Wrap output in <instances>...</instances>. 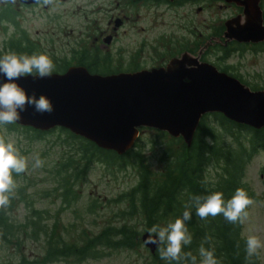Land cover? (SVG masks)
<instances>
[{"label":"rangeland","instance_id":"374dc122","mask_svg":"<svg viewBox=\"0 0 264 264\" xmlns=\"http://www.w3.org/2000/svg\"><path fill=\"white\" fill-rule=\"evenodd\" d=\"M26 19L27 23L22 21V24L28 27L32 35L58 32L54 22L48 18L35 17L27 12ZM68 19L70 22L78 21L74 14ZM166 22L168 19L165 20L164 27L168 26ZM79 25L68 24L65 36H76ZM71 26L74 27L71 29ZM163 26L159 25L157 30ZM124 30L119 34L122 41L132 40L136 35L140 37L143 32L134 28ZM149 36L152 37L153 34ZM1 38L0 32V44ZM231 59L238 63L235 70L242 74L248 86L264 89V50L258 53L244 52L243 55ZM152 63L154 62L151 56L147 58L146 65ZM212 118V115L208 114L206 119L212 121ZM1 131L2 137L13 142L26 158L28 166L24 173L14 178L16 187L10 195V204L0 209L10 220L17 223L10 241L4 242L5 239L0 237V261L10 264H21L20 261L22 264H148L152 260L145 248L146 244L141 239L144 231H150L147 229V220L142 213L133 210L132 201L123 193L137 182L141 162L152 172H159L168 165H173L176 154L184 152V147L173 139L174 136L147 126L140 132L134 147L143 153L141 162L130 157L125 165L119 167L114 162L107 164L105 161L94 160L79 178L71 179L70 174H66L69 170L63 168L60 173L59 168L71 153L77 152L78 147L76 141L67 137L64 131L55 128L42 137L35 138L31 137L32 131L22 127L7 129L5 125H1ZM224 135L225 142L232 141ZM37 155L43 161L41 167L34 166V158ZM243 179L253 190L254 197H250L253 203L248 206L247 216L241 222V234L246 237L255 235L264 245V151L256 152L248 161ZM69 182L71 184H68ZM67 185L72 187L70 191L75 194L74 198L66 197L68 201L63 200ZM31 219H34L35 223ZM170 222H174L173 219L166 218L152 226L164 227ZM123 225L128 226L129 234L133 237L131 245L109 247L107 239H104L100 242L103 248L100 246L101 252L95 257L88 256L75 262L76 257L69 256L68 260H46L43 263L46 250L51 245L82 244L86 241L85 238H93L98 235L99 230H107L108 227L111 229L106 234L113 241L122 235V230L117 228ZM85 230L90 233H85ZM257 252L260 264H264V247ZM157 260L161 263L156 261L154 264H164L165 260L160 256Z\"/></svg>","mask_w":264,"mask_h":264},{"label":"flooded vegetation","instance_id":"af4514ba","mask_svg":"<svg viewBox=\"0 0 264 264\" xmlns=\"http://www.w3.org/2000/svg\"><path fill=\"white\" fill-rule=\"evenodd\" d=\"M256 2L261 16L259 22L257 10L255 17L264 26V0H252L254 7ZM245 7L244 0H54L46 6L38 5L35 0H0V55L10 50L28 55L45 53L55 64L54 72L61 73L71 65H79L91 73L110 75L166 67L172 58L188 53L247 84L235 70L238 63L231 58L244 52L263 51L264 39L238 40L227 28L228 24L239 26L247 21ZM27 12L48 18L58 32L32 35L22 24L28 21ZM71 14L76 15L77 22L69 21ZM166 19L168 26L164 27ZM75 23L80 24L78 34L73 38L65 36L66 26ZM159 25L163 28L158 31ZM127 28L143 32L140 37L122 41L119 34ZM151 56L154 63L147 66V58ZM100 246L97 241L88 249L100 253ZM145 248L152 259L157 249L151 251L146 245ZM88 256L96 255L88 253L75 262ZM68 257L60 255L47 262L68 260ZM148 264H153L152 260Z\"/></svg>","mask_w":264,"mask_h":264},{"label":"water","instance_id":"95a60500","mask_svg":"<svg viewBox=\"0 0 264 264\" xmlns=\"http://www.w3.org/2000/svg\"><path fill=\"white\" fill-rule=\"evenodd\" d=\"M244 1L247 21L227 28L238 40H262L264 26L258 23L257 2L254 7L252 0ZM4 81L0 74V83ZM16 83L29 95L44 94L54 108L51 114L41 115L28 107L16 123L40 130L62 126L118 154L134 145L141 126L182 137L189 146L202 115L208 112H221L254 128L264 125V89H252L188 53L172 58L166 67L100 75L71 65L45 79L27 76ZM149 236L155 238L156 233L141 234L144 243ZM146 246L155 251L159 245Z\"/></svg>","mask_w":264,"mask_h":264},{"label":"trees","instance_id":"16d2710c","mask_svg":"<svg viewBox=\"0 0 264 264\" xmlns=\"http://www.w3.org/2000/svg\"><path fill=\"white\" fill-rule=\"evenodd\" d=\"M253 89L254 87L251 86ZM212 115V121L207 115ZM7 129H16L22 127L25 130L32 131L31 137H42L46 132L59 128L64 131L67 137L73 138L77 143V152L69 155L66 162H63L59 168L61 173L64 168L69 170L71 179L79 178L81 173L86 172L90 162L94 160L117 163L119 167L125 165L129 158L141 162L143 153L137 148V141L134 146L124 153L118 154L112 149L99 147L93 141L71 132L68 128L56 126L49 130H40L31 126H24L18 123L5 125ZM157 131L164 132L155 128ZM232 141L225 142V135ZM0 136H2L0 125ZM184 147V152H178L173 160V165H168L159 172H152L146 164L141 162L139 166V178L132 185L130 190L125 191L123 195L128 196L134 206L133 210L142 213L147 220V229L150 230L156 222L177 217H182L185 211V205L192 203L193 196H206L212 192L219 191L224 195L225 201L230 199L237 188L244 189L249 197H254V192L244 181V168L252 156L262 150L264 151V125L260 128H254L250 125L238 123L227 118L221 112L205 113L196 129L191 145H186L181 137H173ZM74 154V155H73ZM17 174L13 173V179ZM65 182V181H64ZM68 184H71L69 182ZM67 192L63 194V200L71 196L72 187L65 186ZM68 197V198H66ZM248 207L246 208V212ZM192 219L186 222L188 232L192 236L190 245L183 246L182 254H191L200 257L198 250L203 244L206 248L214 249L219 264H260V256L248 257L246 254L247 237L241 234V222L229 223L222 215L216 217L209 216L201 220L195 214V208H191ZM39 216V213H38ZM39 218H37L38 222ZM35 223V220L31 219ZM17 223L13 222L0 210V237L8 242L14 235ZM23 224L26 226L27 223ZM98 233L93 238H85L82 244L69 243L64 246L63 243H57L58 246H49L44 255V261L55 259L60 255L75 256L76 260L81 259L85 254L97 252L90 251L92 243L101 242L107 239L108 246H128L131 245L133 237L129 234L128 226L123 225L117 230H122L116 240H110L106 232ZM116 232V230H115ZM107 236V237H104ZM205 237L210 239L205 242ZM84 239V240H85ZM93 240V241H92ZM1 241V238H0ZM57 242V241H56ZM56 244V243H55ZM54 244V245H55ZM2 245V242H0ZM63 245V246H61ZM165 245H159L164 247ZM160 253L158 248L152 258V263H156ZM0 264H9L7 261H0ZM164 264H169L164 261ZM171 264H177L173 261ZM183 264V261L180 262Z\"/></svg>","mask_w":264,"mask_h":264},{"label":"clouds","instance_id":"9594fccd","mask_svg":"<svg viewBox=\"0 0 264 264\" xmlns=\"http://www.w3.org/2000/svg\"><path fill=\"white\" fill-rule=\"evenodd\" d=\"M41 6L51 5L54 0H35ZM55 64L45 53H15L8 51L0 55V74L5 81L0 83V125H7L21 119V113L28 107H32L35 114H51L54 110L51 101L44 95L39 96L33 92L27 94L25 89L16 81L20 78L32 76L33 78L45 79L52 75ZM43 161L37 155L34 158V166L41 167ZM28 166L26 158L21 155L18 148L11 141H6L0 136V209L8 207L10 195L16 184L13 173L19 175L26 171ZM191 204L185 205L182 217H177L174 222L164 227L153 226L151 233L156 237L149 236L145 243L153 245H165L158 247L160 258L169 264L175 261L177 264H219L214 249L206 248L203 244L198 250L197 257L191 254H182L183 246L190 245L192 236L188 232L186 222L192 219L191 208H195V214L205 220L209 216L222 215L229 223L242 222L247 216L246 208L253 203L247 192L237 188L230 199L225 201L222 192L215 191L206 196H193ZM210 238L205 237V242ZM261 247L260 239L255 235H249L246 239V254L248 257L255 255Z\"/></svg>","mask_w":264,"mask_h":264},{"label":"bare ground","instance_id":"6f19581e","mask_svg":"<svg viewBox=\"0 0 264 264\" xmlns=\"http://www.w3.org/2000/svg\"><path fill=\"white\" fill-rule=\"evenodd\" d=\"M247 15V14H246ZM249 15V14H248ZM248 15H247V17H248ZM230 26H232V25H230ZM233 27V26H232ZM234 27H237L238 28V26H234ZM237 30V29H236ZM233 35V34H232ZM234 36V35H233ZM235 37V36H234ZM235 38H237V37H235Z\"/></svg>","mask_w":264,"mask_h":264}]
</instances>
